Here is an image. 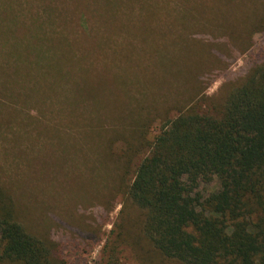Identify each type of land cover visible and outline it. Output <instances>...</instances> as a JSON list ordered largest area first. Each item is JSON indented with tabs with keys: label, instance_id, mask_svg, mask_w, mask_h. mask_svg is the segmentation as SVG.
Instances as JSON below:
<instances>
[{
	"label": "rangeland",
	"instance_id": "rangeland-1",
	"mask_svg": "<svg viewBox=\"0 0 264 264\" xmlns=\"http://www.w3.org/2000/svg\"><path fill=\"white\" fill-rule=\"evenodd\" d=\"M216 1L0 0V188L28 232L55 251L64 244V259L100 264L113 249L123 264H173L125 198L143 139L105 116L150 107L139 114L154 127L190 99L213 113L244 81L264 50V0ZM205 22L236 30L212 41Z\"/></svg>",
	"mask_w": 264,
	"mask_h": 264
},
{
	"label": "trees",
	"instance_id": "trees-1",
	"mask_svg": "<svg viewBox=\"0 0 264 264\" xmlns=\"http://www.w3.org/2000/svg\"><path fill=\"white\" fill-rule=\"evenodd\" d=\"M189 22H195V15ZM255 23L239 31L253 30ZM205 24L197 27L212 41L236 30L219 32ZM256 61L243 82L213 103V113L190 99L185 108H176L177 115L154 127L139 114L150 107L134 111L125 106L105 116L106 121L116 115L130 121L143 139L146 154L125 198L144 212V240L173 264H264V50ZM197 76V85L211 77L205 70ZM150 130L156 132L149 139ZM133 152L136 156L139 148ZM213 181L215 188L200 191ZM63 247L55 251L53 244L28 232L16 220L13 200L0 188V264H77L62 257ZM114 253L110 250L100 264H123Z\"/></svg>",
	"mask_w": 264,
	"mask_h": 264
}]
</instances>
